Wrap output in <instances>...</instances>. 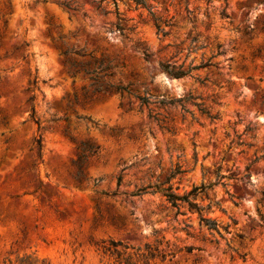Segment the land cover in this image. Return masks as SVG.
<instances>
[{"label":"rangeland","instance_id":"1","mask_svg":"<svg viewBox=\"0 0 264 264\" xmlns=\"http://www.w3.org/2000/svg\"><path fill=\"white\" fill-rule=\"evenodd\" d=\"M145 1L0 0V264H145L134 254L156 241L193 250L148 264H264V32L243 35L264 0ZM92 85L127 92L82 104ZM187 95L218 119L158 106ZM172 173L179 196L210 186L196 203L219 204L206 217L222 238L151 194Z\"/></svg>","mask_w":264,"mask_h":264},{"label":"trees","instance_id":"2","mask_svg":"<svg viewBox=\"0 0 264 264\" xmlns=\"http://www.w3.org/2000/svg\"><path fill=\"white\" fill-rule=\"evenodd\" d=\"M115 6H116V0H111ZM136 5H141L144 8H147L146 5V1L145 0H132ZM117 14V13H116ZM223 17H226L225 15H222ZM156 20H154L155 23V27L158 31V33H162L163 35H166V33H164V31L161 29L160 25L156 24ZM166 26L171 27L172 25L170 24V22H166L165 23ZM264 32V26L262 27H257V26H253L252 28H245L243 35L245 37L251 38L253 32ZM195 39H193L192 41H194ZM191 41V42H192ZM194 44V43H193ZM257 56H260V51H257ZM66 64H70V68L68 69L67 73L71 74L72 73V69L74 70L73 73H78L80 70H82L84 72L85 75H94L96 74L97 70L100 69V72H105L107 70H109V67H106L104 69H101V63H99V65L96 67V70H89L87 69L90 64H79V65H75L73 63H69V62H65ZM95 64V63H94ZM213 65L209 62H207L206 64H200L199 66H195V67H188L186 69H184V65L181 64L179 66L176 65H171V64H162L160 65V68L167 73L171 78L174 79H180V78H185V77H191V72L193 71H197L199 69L202 68H206V67H212ZM91 80H93V78H91ZM196 81H198L196 79ZM199 82V81H198ZM202 83V82H199ZM92 89L91 91H84L83 95H82V99H81V103L82 104H87L89 102L92 101V99L100 94H107L109 92H111V90H115V92L117 93H122V92H127V88L126 87H115L113 88V86L109 85V86H95L92 85L91 86ZM196 98L192 97L191 95H187L184 98L181 99H177V100H170V101H166V100H161L158 103L159 108H165L167 107H180V110L183 113H188V110L186 109V105H190L193 107H196L198 109V111L202 114L207 116V118H209L211 121H215L218 119L217 115H211L204 107L202 103H196L195 102ZM140 104L143 106H149L150 103L148 102V98L143 97V98H139ZM75 103H78V100L75 99ZM31 117L34 118V108H31ZM34 123L36 125H38V121H34ZM36 146H37V150H38V155H41V142L40 139L38 138L36 141ZM87 154L82 153L81 155H79L77 157V161L74 163L77 168H78V175L81 174V169L82 167L87 163L88 159L92 156L95 155L96 151L94 150V148L92 146H88L86 149ZM176 174L172 173L170 176L166 177L165 180L161 183H159L158 185H156L154 187V190L151 191V194H155L158 193L160 194L163 198H165V201L170 205V207L172 209H175L176 211H180V209L182 208H187V210L190 213H197L198 218H199V223L200 225L204 226L208 231H215L216 233L219 234L218 229L219 226L218 224L207 218L206 217V212L210 211V209L212 208V206H217L219 207L218 203H209L206 207H201L198 203H196V198L198 197V195L204 194V192L210 188V186H201V187H194L190 192H188L185 195L179 196L177 194L174 193L173 187L170 184L171 180L174 178ZM219 179H223L224 176H219ZM120 179H118V185L120 183ZM144 193H136V194H131V196H137L140 197L142 196ZM264 197V194H263ZM228 227L223 228V231L227 233ZM220 236V234H219ZM220 238H222L220 236ZM118 246H120V244L118 243H110L109 247H104L102 253L104 255H109V256H116L118 259L121 258V256L123 255L122 252H120L118 250ZM161 246V242L160 241H156L154 246L151 245H145L144 249H137L136 253L134 254L137 258L138 261H143V263L148 264L149 261L154 260L155 258H161V260H165L166 257L169 256H174L177 252H181L183 250H185L186 252H191L193 250V248L190 247H185L183 249H179V250H171L169 249V247L167 246L166 251L160 250L159 247ZM131 262V257H127L124 259V263L125 264H133L130 263Z\"/></svg>","mask_w":264,"mask_h":264}]
</instances>
